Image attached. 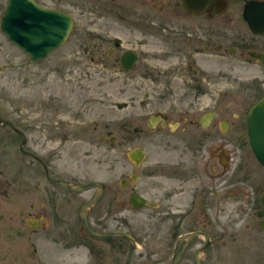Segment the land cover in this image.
Wrapping results in <instances>:
<instances>
[{
  "label": "flooded vegetation",
  "instance_id": "1",
  "mask_svg": "<svg viewBox=\"0 0 264 264\" xmlns=\"http://www.w3.org/2000/svg\"><path fill=\"white\" fill-rule=\"evenodd\" d=\"M34 1L73 21L56 81L99 78L109 121L83 86L0 107V264H264V0Z\"/></svg>",
  "mask_w": 264,
  "mask_h": 264
},
{
  "label": "rangeland",
  "instance_id": "2",
  "mask_svg": "<svg viewBox=\"0 0 264 264\" xmlns=\"http://www.w3.org/2000/svg\"><path fill=\"white\" fill-rule=\"evenodd\" d=\"M6 6L7 0H0V21ZM54 63L55 61L53 57H49L39 63H31L28 56L13 44L0 29V107L3 109H10L13 105L11 106L9 103H13L16 107L19 106V104L21 105L24 103L30 105L41 100L47 101V98L49 99L52 93L59 89H62L63 91L68 89L75 94L76 91H79V86H83L84 88L87 87L90 90L92 102L95 100L93 95L99 96V78L89 77V79H82L79 77H72L69 78V82L66 83L67 79L63 76L62 80L59 78V81H56V77L53 74ZM121 86H124V84L122 83ZM118 87L119 84L107 87V95L108 93L111 94L107 96V102L114 101ZM125 89L122 88V99L130 100L133 95L132 89ZM109 97H112V100H110ZM100 98L101 97L99 96L96 103L90 105L89 113L91 116L86 126H92L93 121L96 120L103 123L109 121V116H107V119L103 120L98 116H94L95 110L93 109L98 106ZM129 111L130 108L123 110V113L127 114ZM110 123L111 125L109 126V129L114 130L115 121L112 120ZM16 143L17 141L14 137L6 138V148L11 147V150H13ZM106 147L110 153L108 154L104 165L109 169V165H114L113 158L115 147L109 141L106 142ZM90 148L91 144L88 145V149ZM13 153L15 154V149ZM13 153L12 157L14 155ZM93 159V156L89 157L88 160L86 159L87 163L89 162L91 166H94ZM127 164L128 163L126 162L125 166H127Z\"/></svg>",
  "mask_w": 264,
  "mask_h": 264
},
{
  "label": "water",
  "instance_id": "3",
  "mask_svg": "<svg viewBox=\"0 0 264 264\" xmlns=\"http://www.w3.org/2000/svg\"><path fill=\"white\" fill-rule=\"evenodd\" d=\"M8 1L1 29L29 55L31 62L44 59L65 42L73 25L68 15L42 8L34 0ZM249 129L252 147L264 164V98L251 110Z\"/></svg>",
  "mask_w": 264,
  "mask_h": 264
}]
</instances>
